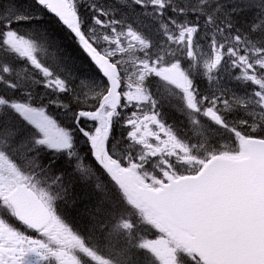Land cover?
<instances>
[{
	"label": "snow or ice",
	"instance_id": "6c2138e0",
	"mask_svg": "<svg viewBox=\"0 0 264 264\" xmlns=\"http://www.w3.org/2000/svg\"><path fill=\"white\" fill-rule=\"evenodd\" d=\"M0 264H264V0H0Z\"/></svg>",
	"mask_w": 264,
	"mask_h": 264
},
{
	"label": "trees",
	"instance_id": "16d2710c",
	"mask_svg": "<svg viewBox=\"0 0 264 264\" xmlns=\"http://www.w3.org/2000/svg\"><path fill=\"white\" fill-rule=\"evenodd\" d=\"M22 2L26 6L31 4V0H22ZM46 23L47 26L56 33L62 45L73 55L77 66L80 67L82 70H87L89 61L86 55L81 52L75 40L72 38V36L66 30H62L54 19L46 18ZM42 58H49V57H44L42 55ZM199 86L201 89H203L205 87V81L201 80L199 82ZM166 107L167 109L170 110V113L172 114V116L170 115L171 122L173 121L180 122L184 119V118L182 119L179 113L171 110L172 108H169L168 106ZM121 131L126 132V128L117 129V134H119ZM87 148L88 146L83 143V140L81 138V142L78 145L77 151L83 154L84 152L87 151ZM89 192H90L89 188L77 186L74 195L77 201L80 203L75 209L72 207L71 203L67 205L66 210L70 219H73L76 222H81V217L78 215V209L83 206V203L87 202ZM112 196H113V200H111L110 203L113 204V207L110 209L108 208L107 205L103 206V211L101 213V216L98 217V219L104 220L105 223L108 225V228L105 230L106 237H107V232L112 231L113 224L117 220L121 219L122 217H130L131 218L130 220L131 221L134 220L137 225L136 229L132 233L133 238H135V235L137 234L136 231L139 232L140 230L139 222H141L143 216L140 215L138 210L136 212L137 207L135 204L132 203V206L129 207L126 203H121L120 197H117L115 193H113ZM139 217L142 218L140 219ZM124 239L125 237L123 234H121L120 236L113 235L111 237H107L108 248L113 251L123 249L124 247H126L124 243Z\"/></svg>",
	"mask_w": 264,
	"mask_h": 264
},
{
	"label": "flooded vegetation",
	"instance_id": "af4514ba",
	"mask_svg": "<svg viewBox=\"0 0 264 264\" xmlns=\"http://www.w3.org/2000/svg\"><path fill=\"white\" fill-rule=\"evenodd\" d=\"M103 258L106 259V258L104 257V255H103Z\"/></svg>",
	"mask_w": 264,
	"mask_h": 264
},
{
	"label": "rangeland",
	"instance_id": "374dc122",
	"mask_svg": "<svg viewBox=\"0 0 264 264\" xmlns=\"http://www.w3.org/2000/svg\"><path fill=\"white\" fill-rule=\"evenodd\" d=\"M126 43V42H125Z\"/></svg>",
	"mask_w": 264,
	"mask_h": 264
}]
</instances>
